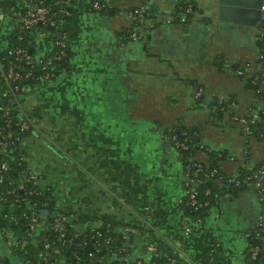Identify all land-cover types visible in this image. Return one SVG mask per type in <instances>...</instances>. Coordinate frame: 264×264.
<instances>
[{"label":"crops","instance_id":"1","mask_svg":"<svg viewBox=\"0 0 264 264\" xmlns=\"http://www.w3.org/2000/svg\"><path fill=\"white\" fill-rule=\"evenodd\" d=\"M114 2L109 12H91L90 0L71 6L60 32L71 46L73 72L42 83L33 98L35 118L45 127L24 139L29 167L65 210L146 235L135 253L152 246L187 264H249L248 238L264 222V181L262 190L224 191L204 227L187 233L180 208L187 197L185 163L165 132L200 128L203 143L228 151L222 163L228 176L264 162V138H251L247 159L241 126L228 114L219 120L195 98L198 89L208 100L232 97L238 117L264 110L259 91L247 88L248 80L264 88L263 22L221 20L219 0H194L192 19L171 24L164 19L173 17L179 0ZM33 4L0 0V53ZM142 9L152 10L159 25L133 41L123 33L135 23L129 13ZM55 39L39 29L29 45L45 56Z\"/></svg>","mask_w":264,"mask_h":264},{"label":"built area","instance_id":"2","mask_svg":"<svg viewBox=\"0 0 264 264\" xmlns=\"http://www.w3.org/2000/svg\"><path fill=\"white\" fill-rule=\"evenodd\" d=\"M51 1V3H50ZM76 0H40L29 7L23 16V20L17 28L16 39L32 41L35 32L39 29L47 30L55 35V32L63 30L66 20L72 18L71 6ZM182 3V22H187L189 16L194 14V0H179ZM115 8L114 0H90L91 12H109ZM264 14V6L262 8ZM150 14L146 9L131 11L129 17L133 20H143ZM156 17V16H155ZM173 18L164 19L165 24H171ZM157 20H151L147 28L141 32L139 30H126L124 36L133 41L141 37L149 36L156 27ZM264 24V21H263ZM264 41V29L262 33ZM55 49L45 56H38L29 52L27 47L19 45L8 49L7 55L0 58V220L5 221L8 226L18 224V219L14 216L16 210L23 209L22 218L28 220V232L25 238H18L12 230L5 231V242L9 249L27 253L29 241L35 239V234L46 227L47 231L57 236L56 244H70L79 242L81 250H86L85 258L80 257L79 250L74 251L75 262H68L64 251L55 249L52 251L48 242H45L44 251L41 252L39 262H27V264H187L181 262L182 259L175 256L165 255L161 257L159 251L152 246L144 247L138 258L130 261V255L141 239L146 236L133 227H119L107 222H81L79 214L65 210L57 206L55 198H46L44 209L38 208V204L30 200L38 191L47 190L42 184V178L38 173L29 167L27 153L23 148L24 139L29 133L41 132L45 127L36 120L34 114L37 112V102L35 98L42 83L58 80L56 67L66 61L69 56V42L62 39H55ZM264 61V56L262 57ZM39 68L42 74L38 77V83L31 84L35 78L34 70ZM55 68V69H54ZM65 72L64 69H62ZM239 75L244 71L239 70ZM204 92L198 89L195 98H203ZM226 98L221 97L219 105H222ZM4 102V104H2ZM223 105L222 112L229 115L230 119L239 124L246 133H251V128L258 124L257 117L247 115L238 117ZM230 101V110L232 109ZM218 106L210 111L217 113ZM26 137H21V136ZM184 141H180L177 135L172 134L166 137L177 149L188 151L190 149L187 133H182ZM20 152V158L13 156L14 152ZM218 173L214 170L211 175ZM204 167L201 163H193L186 168L185 187L187 197L181 202L193 207L195 211H200L208 207L212 201L200 200V193L191 189L192 182H202L206 178ZM264 165L256 171L245 174L242 178H230L227 180V190L241 189L247 186H254L259 190L263 189ZM36 187V189L34 188ZM210 195V191L205 192V197ZM217 204V202H215ZM6 209L7 212L4 213ZM27 210L29 212H27ZM182 224L187 233H194L204 227L203 219H192L190 216H182ZM71 228L74 234L68 235ZM44 230V229H43ZM2 233V232H1ZM152 234L148 233V236ZM253 235V234H252ZM251 235V236H252ZM257 237L264 236V222H261L256 232ZM249 236V237H251ZM250 259L256 262L261 248L250 245L248 248ZM152 256L154 260H147ZM125 261H124V259ZM162 258V262H160ZM0 264H6L1 262Z\"/></svg>","mask_w":264,"mask_h":264},{"label":"trees","instance_id":"3","mask_svg":"<svg viewBox=\"0 0 264 264\" xmlns=\"http://www.w3.org/2000/svg\"><path fill=\"white\" fill-rule=\"evenodd\" d=\"M34 1L35 3H37L40 0H34ZM181 7H182V3L179 2V5L175 9L173 13V17H172L175 23L182 22L181 19L183 18V10L180 9ZM195 8H196V4H195ZM147 12L150 14L149 17H144V19L141 21L135 20L134 21L135 23L129 29L130 30L137 29L139 30V32H141L147 28L151 20H156L157 17H155V13L152 10H147ZM192 17L193 15H190L189 20H191ZM68 21L69 20H66V22ZM157 25L159 24L158 23L155 24V26ZM262 26L264 25L262 24ZM56 35H57V32H55V36ZM16 36H17V31L11 37V43H10L9 48L15 45H19L22 47H27L29 52H31L32 54H35L34 50L29 45L30 39H28V37L24 41L20 42L16 39ZM262 48L264 50V44L262 45ZM8 49L5 52L0 53V58H3L7 55ZM68 51H69V56L66 59V61L61 63L59 65V68L56 67V74L58 75V80L62 78L63 76L69 75L73 72L71 68L72 55H71L70 44L68 47ZM262 54L264 56V51L262 52ZM62 69H64L65 72H63ZM34 74H35V78L30 81L32 85L38 83L37 79L42 74V72L39 70V68H36V70H34ZM56 81L57 79L54 80L53 83ZM247 88H252L255 91H259L258 94L260 95V98L264 100V88L262 89L260 87V84L258 86H252L251 80H248ZM220 99H221L220 97L210 99V100L206 98H200L197 100L196 105L200 108L206 107L209 110H211L215 106H218V109H217L218 112L213 115L217 116L219 120H223L226 116V113L221 111V108L223 107V105H226L228 107L227 111H230V116L234 114L230 110V101L232 100V97H226V100L224 101L222 105H219ZM252 115L253 117L257 115L256 117L258 120V124L255 127L251 128V133H246V131L243 128H240L243 136H245V139H246L245 151L247 152V154H245V157H247V159H249L250 157L251 138H256V139L264 138V110L253 113ZM37 117H38V114H37ZM184 132L187 133L189 137L188 145L190 149L188 151L177 149L175 146L171 144L169 140L167 143H170L172 147L176 148L181 153L184 163H185V168H187L189 165L196 163V162L201 163L203 165L207 177L205 176L206 178H203L202 182H192L191 189L193 191H197L200 193L201 201L209 200L212 202L208 207L200 211H195L193 207L187 206L186 204H181L180 208H181L182 216H184L185 214L186 216H190L192 219L201 218L203 219V223L205 225V222H206L207 216L209 215L210 210L213 208V206L216 205L215 202L218 203L219 198L221 197L222 193L224 191H227V180L230 178H242L245 174H248L251 171L258 170L261 166L264 165V162L258 165H246L243 167V169L239 170L236 176H228L223 172V168H222V163L229 156L228 151L224 149H216L208 144L203 143L200 137V128L198 127L190 128V127L178 125V126L172 127L171 130L170 129L166 130L165 135L167 137H171V135L174 134L178 136V139L180 141H184L185 137L182 136V133ZM30 134L32 133H29L28 135ZM21 137H26V136L22 135ZM198 152H202L204 154L205 158L203 160L195 159V156ZM11 155L16 156L17 158H20L21 154L20 152L17 151ZM214 170H217L218 173L212 176L211 173ZM34 188L36 189V187ZM207 191H210V195L208 197H205V192ZM49 197H52V193L50 192V190L38 191L37 195L32 196L30 200L34 203H37L38 208L44 209L46 198H49ZM5 212H7L6 209L4 210V213ZM27 212L29 211L27 210ZM22 214H23V209L16 210V212L14 213V216L18 219L17 225L11 224L10 226H8V224L5 221L0 220V261L1 262H5L6 264H27V262H39L40 254L41 252L44 251L45 242H48V245H50V249L52 251H54L55 249H60L61 251H64L68 262H75L73 252L77 250H79V253L81 252L80 257L85 258L86 250L80 249L79 242H74V245H72L71 248L69 246L70 244H65V245L56 244L57 236L55 234H52V232L47 231L46 227L43 228L44 230L42 229L35 234V239L28 240L29 246H28L27 253L22 252V251H13L9 249L5 242L4 233L6 230L14 231L16 235L18 236V238H21V239L27 236V232L29 229L28 220L26 221L25 219H23ZM79 218L81 222H86V223L99 221L87 215H79ZM113 225L117 226L116 224H113ZM74 230H75L74 228H71L70 231L68 232V235L70 236L74 234ZM248 240H249V246L257 245L261 248V253L256 262H253L250 259L249 253L247 254V259L249 261V264H263L262 260L264 258V236L259 238L257 237L256 233H254L251 237L248 238ZM139 255H140L139 252L138 253L132 252L130 255V261L134 262L138 258ZM167 255L171 257L173 256L172 254H167ZM152 260H154V258H152L151 256L147 261L151 262ZM162 260L163 259L160 258V262H162Z\"/></svg>","mask_w":264,"mask_h":264},{"label":"water","instance_id":"4","mask_svg":"<svg viewBox=\"0 0 264 264\" xmlns=\"http://www.w3.org/2000/svg\"><path fill=\"white\" fill-rule=\"evenodd\" d=\"M220 19L257 27L264 21V0H219ZM59 39L63 33L57 34ZM4 104V102H2Z\"/></svg>","mask_w":264,"mask_h":264},{"label":"rangeland","instance_id":"5","mask_svg":"<svg viewBox=\"0 0 264 264\" xmlns=\"http://www.w3.org/2000/svg\"><path fill=\"white\" fill-rule=\"evenodd\" d=\"M224 129L227 131V133L229 134V136L231 137V136H233V132L228 128V126H224ZM218 136H221L222 137V135H218ZM218 136H216V135H213V139H218V138H221V137H218ZM211 146V145H210ZM213 148H216V147H214V146H212ZM216 149H221V148H216ZM57 206H59L60 208H64L63 207V204H57Z\"/></svg>","mask_w":264,"mask_h":264}]
</instances>
